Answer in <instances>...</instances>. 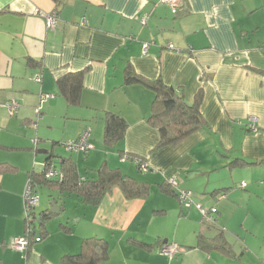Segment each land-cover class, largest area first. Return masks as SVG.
<instances>
[{"label": "crops", "instance_id": "0c3cea01", "mask_svg": "<svg viewBox=\"0 0 264 264\" xmlns=\"http://www.w3.org/2000/svg\"><path fill=\"white\" fill-rule=\"evenodd\" d=\"M36 11L55 14V24L47 26ZM127 68L173 87L187 104L198 95L202 126L175 145L156 147L158 129L148 121L154 92L126 84ZM78 71L82 89L71 104L56 81ZM8 101L18 103L12 115ZM107 112L127 123L109 143ZM251 115L255 131L246 124ZM56 126L62 131L53 134ZM86 128L89 150L56 151ZM64 159L81 178L95 177L105 163L146 185V194L127 197L115 186L93 205L43 185L55 191L50 198L60 212L36 221L41 238L27 250L13 247L30 221L23 197L29 175L46 165L61 170ZM238 182L264 186V0H182L176 14L161 0H0V264H58L88 236L108 243L107 258L97 264H244L249 245L229 222L253 214L264 194L253 204L250 194L237 193ZM180 190L191 191L190 206L181 204ZM198 205L216 208L206 229L199 228ZM36 206L37 215L48 209ZM217 233L230 253L197 246L199 235ZM166 242L179 247L172 257L160 252Z\"/></svg>", "mask_w": 264, "mask_h": 264}, {"label": "trees", "instance_id": "16d2710c", "mask_svg": "<svg viewBox=\"0 0 264 264\" xmlns=\"http://www.w3.org/2000/svg\"><path fill=\"white\" fill-rule=\"evenodd\" d=\"M82 74V71L68 73L58 77L56 81L59 93L68 103L78 102L82 89ZM124 81L126 84H144L154 92L152 111L148 121L158 129L159 140L156 147L175 145L202 126L198 95L195 96L193 103L187 104L183 95L177 93L173 87L163 84L159 79H144L128 68L124 73ZM104 125V141L109 143L123 136L127 123L119 114L107 112ZM44 170L38 173L32 172L29 175V179L35 187L48 185L57 187L60 193L63 191L74 192L80 196L83 202L93 205L98 204L105 192L115 186L121 188L127 197L146 194V185L122 175L119 169H112L105 163L99 165L95 170V177H79L75 164L69 159H64L61 164V178H45ZM53 199L55 201V198ZM52 215L48 209L43 210L39 215L35 212L31 214L34 216L32 221L34 223L31 230L27 229L24 235L27 239L26 250L32 242L41 238V235L37 236L35 233L38 226L36 221L38 220L42 224ZM140 244L145 247L151 246L143 242ZM163 244L165 243H161L159 246L161 247ZM197 246L206 249L214 247L227 254L231 252V247L222 233H217L212 237L199 235ZM107 256V241L102 237L88 236L82 239L77 253L63 255L58 264H97Z\"/></svg>", "mask_w": 264, "mask_h": 264}, {"label": "built area", "instance_id": "2783aa9c", "mask_svg": "<svg viewBox=\"0 0 264 264\" xmlns=\"http://www.w3.org/2000/svg\"><path fill=\"white\" fill-rule=\"evenodd\" d=\"M161 1L170 7V11L172 14H176V12L179 10V8L182 5V0H161ZM36 14L46 19L47 26L54 25L57 20V16L55 14H45L44 12H41V11H36ZM148 45L149 43L142 44L143 52L146 51ZM168 46L172 47L170 43L168 44ZM34 78L35 80L40 81V77L38 75H36ZM5 105L10 115L14 114L18 107V103L15 101H11V102L8 101L5 103ZM246 124H247V127L251 131H255L257 129V117L253 115L248 116ZM62 146L66 150H69V151L80 150V151L86 152L92 147L89 141V129L88 128L84 129L79 134V136L74 140L64 141L62 143ZM44 177L45 178H61L62 173L60 172V170H57L54 166L46 165V168L44 170ZM241 185L244 186L245 183L242 182ZM37 189L38 188L34 186V184L30 181V179H28L27 185L23 193V197H24V210L26 212V216L30 219V221L28 222L29 228H27L29 230H31L30 229L32 227L31 221H33V218H34V216H31V214L35 212V206L38 201V196L36 194ZM176 195L179 198L182 205L184 206L191 205V202H192L191 191L180 190V191H177ZM198 206H199L202 216L206 217L209 220L208 224L213 223L214 219L212 217L213 216L212 213L216 211V208L210 207L209 209H205V208H202L200 205ZM11 244L13 247L19 250H24L27 247V239L25 236H23V237H20L14 240ZM177 251H179V247L176 243H173V242L165 243L160 247V252L169 257L174 256L177 253Z\"/></svg>", "mask_w": 264, "mask_h": 264}, {"label": "rangeland", "instance_id": "374dc122", "mask_svg": "<svg viewBox=\"0 0 264 264\" xmlns=\"http://www.w3.org/2000/svg\"><path fill=\"white\" fill-rule=\"evenodd\" d=\"M47 125L48 124H45L46 127H47ZM72 129H68V130H70L71 135H74V134H72V131H74ZM53 131H54L53 134L54 133L58 134L60 131H62V128L60 126H56ZM53 134L51 133V135H53ZM72 139L73 138H71L70 140H72ZM66 141H67V139H66ZM61 143L62 142H60V144ZM55 148H56V151L62 153L63 155L68 154V152L75 153V151H69L66 149H61L60 145L59 146L56 145ZM239 183H241V182H238L237 184H235L237 187L236 186L234 187V188H237V193H239L240 196H242L243 194H245V195L250 194L252 196L251 200L253 199V204H254L255 199H256L255 195H257L258 192L261 194H264V186L261 188H258L257 185H255L256 183H251L252 185L249 187L248 186H242L241 187ZM251 191L256 193V194L252 195V193H250ZM36 194L38 196V199L41 200V202L39 203L41 205L37 204L38 206H36V210L39 212L43 209L49 208L50 201H51L50 196L56 197L55 191H53L52 189H50L46 186L39 187L36 191ZM229 199H232L234 202H236L238 198L230 197ZM242 199L245 201L246 197H244ZM262 200H263V202L258 204L255 209L253 208L254 212L249 217L245 218V216H242V214H241V216L239 218H236V215H235L234 217L231 216L232 220H230V222H229V225H230L229 227L234 229L235 231L238 229H243V231H241V234H240L242 237L241 240H243V241H240V242H244V243H242V246L245 244L249 245V252L245 253L243 256V258L245 259L244 264H263L264 263L262 260V258L264 257V198L263 197H262ZM250 202H239V203H236L235 205L241 207V206H244L246 204L248 207H250ZM212 215H215V212H213ZM55 218H57V217H55ZM54 220H56V219H54ZM200 220H201V222H200L201 224H200L199 228L200 229H206L209 220L206 217H203L202 214H201ZM58 221L60 222V220H58ZM241 224L243 226H241ZM245 230H248L250 233L248 232V234L247 233L245 234ZM226 234H227L226 236H228V238L231 241H233V244H234V241L237 239L234 240V238H232L229 233H226ZM239 244L240 243H238L237 247L235 246V248H237V250L239 248ZM240 246H241V244H240ZM249 254H250V257L253 258L252 261H248ZM238 261H239V264L242 263V260L239 259Z\"/></svg>", "mask_w": 264, "mask_h": 264}, {"label": "water", "instance_id": "95a60500", "mask_svg": "<svg viewBox=\"0 0 264 264\" xmlns=\"http://www.w3.org/2000/svg\"><path fill=\"white\" fill-rule=\"evenodd\" d=\"M48 212L51 214H58L60 212V208L54 201H51L50 207L48 208Z\"/></svg>", "mask_w": 264, "mask_h": 264}]
</instances>
